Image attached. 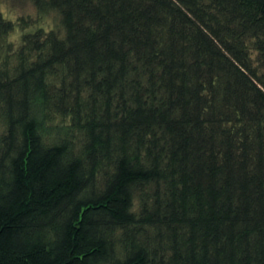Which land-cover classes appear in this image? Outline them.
Here are the masks:
<instances>
[{
    "label": "trees",
    "instance_id": "1",
    "mask_svg": "<svg viewBox=\"0 0 264 264\" xmlns=\"http://www.w3.org/2000/svg\"><path fill=\"white\" fill-rule=\"evenodd\" d=\"M32 2L0 12V264H264V0Z\"/></svg>",
    "mask_w": 264,
    "mask_h": 264
},
{
    "label": "rangeland",
    "instance_id": "2",
    "mask_svg": "<svg viewBox=\"0 0 264 264\" xmlns=\"http://www.w3.org/2000/svg\"><path fill=\"white\" fill-rule=\"evenodd\" d=\"M0 12L6 18L18 21L20 18L35 17V7L32 0H0ZM54 18V16H50Z\"/></svg>",
    "mask_w": 264,
    "mask_h": 264
}]
</instances>
